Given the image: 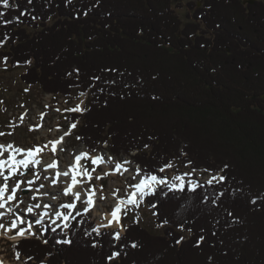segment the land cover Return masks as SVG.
<instances>
[{"label": "trees", "instance_id": "obj_1", "mask_svg": "<svg viewBox=\"0 0 264 264\" xmlns=\"http://www.w3.org/2000/svg\"><path fill=\"white\" fill-rule=\"evenodd\" d=\"M249 1L191 3L186 23L173 0L0 5L1 55L14 67L32 62L22 81L45 93L89 94V110L68 118L82 120L76 136L89 147L106 141L115 155L137 151L134 162L159 177H165L159 167L176 160L214 171L229 165L222 185L205 184L195 192L186 187L166 197L158 190L145 198L158 223L169 221L162 235L128 223L115 248L108 235L115 230L103 231L96 237L103 247L92 248L83 232L95 224L81 216L71 246L55 244L60 236L51 231L47 245L38 239L14 244L21 256L35 257L27 264H109L106 258L117 250L121 255L110 264H264V201L249 202L264 193V0ZM221 189L219 206L211 199L201 203L205 192ZM233 189L242 191L233 196ZM225 210L239 222L232 223ZM201 235L205 239L196 247ZM132 241L138 247L120 249Z\"/></svg>", "mask_w": 264, "mask_h": 264}, {"label": "snow or ice", "instance_id": "obj_2", "mask_svg": "<svg viewBox=\"0 0 264 264\" xmlns=\"http://www.w3.org/2000/svg\"><path fill=\"white\" fill-rule=\"evenodd\" d=\"M4 8L10 7L9 0H0ZM28 3L31 4L32 0H28ZM66 4H72L73 0H65ZM16 7L15 5H11ZM25 13H22V15ZM4 13H0V16H3ZM87 15V13H85ZM32 19H36L35 16ZM6 25L11 23V21H3ZM0 46H3L0 42ZM8 57H3V63L7 64ZM30 64L31 61H26ZM78 74L79 69H74ZM72 75V73H68ZM94 79L99 80V77H94ZM115 83V81H112ZM29 89H25L28 91ZM103 91V89H100ZM80 96H84L85 93L81 92ZM83 105L81 100L75 107L66 108L64 111L74 112V113H83L89 109ZM23 107V105H21ZM49 107V105H45ZM56 111H61L59 108ZM47 113H41V117ZM26 115V113H25ZM23 119V117H21ZM76 122L70 123L69 127L75 129L77 127ZM43 127L40 125H33L29 127V131L37 130V128ZM59 130V128L57 129ZM4 135H11V133L0 132V137ZM71 131H65L63 135L59 138L49 141L48 143L52 145L51 152L53 157L56 156L57 146L63 144L64 138L70 136ZM77 140L83 139L81 136L76 137ZM107 142L105 141V146ZM146 149L149 146L147 144L143 145ZM47 148V145L35 146L33 148H22L16 146L14 143H8L7 145L0 144V229L3 230V234L14 233L11 237L12 240L17 239H28L35 237L40 240L41 237L46 236V234L51 231L52 233H59L60 238L55 239L54 243L57 245H68L73 244V228L76 224H83L84 221L78 220V217L86 215L93 208L97 207L96 197L99 193V199L101 201H106L107 196L103 195L105 185L101 184L99 188L92 183L95 179L105 180L109 176L119 174L123 176L124 173H130V168L128 166L132 165V161L129 159L117 160L114 156H108L105 158L104 155L95 154V150L91 153L87 151H79L78 153L72 154V161L69 162V165L65 169L60 168L59 159H52L51 162H45L44 159V149ZM61 151H67V149H61ZM4 153H8L7 157H4ZM187 155L186 153H182ZM24 157L18 159L17 157ZM82 161H90L92 167L89 168L82 164ZM193 162L188 160L186 166L191 165ZM35 166L37 171L31 173V175H26L22 169H28L29 166ZM109 165V170H105L101 166ZM174 165L172 162L165 163L163 166L159 167L158 172L164 173L167 169L173 168ZM229 165L225 164L219 172L212 174L209 169L205 168L202 171L209 173V178L201 183L198 180L186 179L194 175L198 169L192 168L189 172H184L182 174H174L170 178L158 177L157 174L147 170V167L141 168L140 164L135 165V175H132V179L135 180L137 176L141 178L134 185H129V188H134L135 191L129 193L126 197L120 194V189L114 188L111 189L110 194L115 198L116 203L110 212L111 219H108V214H102V218L107 220V223H99L97 226L91 227V230L85 229L83 235L85 237L91 238L90 246L92 248L103 247L100 240L96 237H101L106 233H102L101 229L112 228L115 224L116 229L110 235L112 240V248L116 247V242L121 240V233L126 231L125 226L120 222L121 214L127 216L128 211L139 208L143 202V198L146 196H155L157 191H160L161 196H167L168 192H184L187 187L188 192H195L197 189H202L204 185L214 186L222 185L229 179L228 176L222 175L220 173L225 172ZM97 168H101V172H97ZM52 172L53 175H47V173ZM43 173V175H42ZM95 173V175H93ZM141 173L143 175L141 176ZM131 174V173H130ZM49 181L50 183L46 187L45 183L39 181ZM9 181H11V186ZM33 185L36 187L33 189ZM27 189V192H25ZM166 189V191H165ZM237 191H242V189H233L230 195L235 196ZM33 192L35 194H33ZM20 193H25L30 196L31 201L34 203H26ZM225 195V190L221 189L218 192L207 193L205 192L201 203H208L211 199L213 205H218V198ZM82 196L84 197L82 199ZM71 197L70 202H60L62 199ZM139 197V198H138ZM47 198V199H45ZM191 200V198H189ZM264 201V193H261L256 196H252L250 203L257 205L258 202ZM83 207V211L78 209L77 205ZM14 205V207L9 206ZM20 205H24L23 208ZM152 207H156V204H152ZM188 202L186 201L181 205V208L187 207ZM227 216L232 217V223H238L239 220L236 217H233L231 211L225 210ZM25 212L29 214L32 218L29 219L25 216ZM156 215V213H154ZM8 219L7 226L3 222L5 218ZM14 217V218H13ZM75 222V224L73 223ZM140 222L139 216H134L133 223L138 224ZM168 219H164L161 223L157 224L156 227L160 228L168 224ZM219 223V221H217ZM180 229L183 230L184 224L179 225ZM189 232L192 231L191 228L188 229ZM95 234V235H93ZM215 235V233H213ZM184 237L181 236L176 239L175 243L181 244L184 241ZM205 237L200 236L195 244L196 247H199L200 244L204 241ZM45 245L49 243L47 238L41 240ZM125 247L136 248L138 243L136 241L129 242L127 244H121L120 249L122 250ZM52 253H46V257L51 256ZM121 255V251H112L111 254L106 258L110 262ZM15 259L19 261L21 259V252H15ZM34 256H27L24 264H27L28 261L34 260ZM211 259V258H210ZM0 264H4V261L0 259ZM40 264H46L45 260H42Z\"/></svg>", "mask_w": 264, "mask_h": 264}, {"label": "rangeland", "instance_id": "obj_3", "mask_svg": "<svg viewBox=\"0 0 264 264\" xmlns=\"http://www.w3.org/2000/svg\"><path fill=\"white\" fill-rule=\"evenodd\" d=\"M195 3L203 5V0H173V8L176 13L181 17V19L186 23L189 21L187 17L188 14H192V10L190 4ZM54 23V20L50 22V25ZM36 29L30 28L29 33H35ZM6 47L5 44L0 48V132L3 133H11V135H4L0 137V144L7 145L8 143H14L16 146L28 149L33 148L35 146H43L47 145V148L44 149V159L45 162H51L52 159H59L60 165L63 167H67L69 162L72 161L73 153H78L79 151H85L87 148L86 145L80 142V140L76 139V132L80 129L82 125V120H77V129L70 130L72 135L70 138H66L65 148L67 151H61L62 145H60L58 151L56 152V156L53 157L51 148L52 145L49 144V141H53L59 138L65 131H68L70 122L68 120L69 115L72 112L64 111L66 108L75 107L81 100L83 101L82 107L86 106L89 94H85L84 96H80V92L74 90L71 96H63L60 94L54 93H45L41 90L40 87H32L26 85L21 77L27 71V67H29L32 62L26 66H12L10 61L7 60V64L3 63V56L1 52H5ZM25 89H29L25 91ZM23 105V107H21ZM45 105H49V107H45ZM59 108L61 111H56ZM26 113V115H25ZM41 113H47L43 117H41ZM23 117V119H21ZM43 127L37 128V130L29 131V127L33 125H40ZM59 128V130H57ZM71 129V128H70ZM108 148L105 150V158L108 156H114L109 152L110 146L107 145ZM103 146L95 150V153L100 150L103 153ZM125 153H120L121 156L116 157L118 160L127 159ZM8 153H4V157H7ZM87 167L91 169L92 165L90 161H87ZM174 167L171 169H167L163 174L167 177H171L174 174H182L184 172H189L188 166H185L180 160H176L173 162ZM109 167V166H108ZM105 170L108 168L102 167ZM130 168L131 175L124 174L120 176H109L105 180H93L92 183L99 188L101 184L105 185L103 195L107 196L108 199L106 201L99 200V206L94 211H98L97 219L104 221L102 218V213L108 214V219H111L110 212L112 211L116 200L110 194L111 189L119 188L120 194L123 196H127L131 193L134 188H129V185H134L140 179V176H137L135 180L132 179V175H135V166L132 164ZM26 175H31L34 171L38 169L35 166L30 167L29 169H22ZM97 172H101V168H97ZM43 175V173H42ZM95 175V173H94ZM142 176V173H141ZM186 179H195L188 177ZM45 183L46 187L50 183L49 181H39L38 183ZM2 183V181H0ZM11 186V181H9ZM33 189L36 185L32 186ZM27 192V189H25ZM33 194H35L33 192ZM22 199L26 203H34L31 201L29 195L22 193ZM47 199V198H45ZM63 201H70L66 198L62 199ZM24 207V205H23ZM80 210L83 211V207H80ZM155 211L148 207V204L145 201V197L143 198V202L141 203L139 208L128 211L127 216L123 215V225L125 226L128 223H133L134 216L140 217V222L143 227L154 234L162 235L165 226L157 228L156 225L159 224L156 221V215H154ZM88 215L90 212L87 213ZM92 217V216H91ZM14 218V217H13ZM8 220V219H7ZM4 221L7 226L8 221ZM96 221V219H95ZM2 230V229H1ZM188 238L190 234H185ZM1 240V237H0ZM0 259L4 261V264H24L25 256H21V259L17 261L15 259V254L12 250V246L7 245L5 241H0ZM32 263H35L32 261Z\"/></svg>", "mask_w": 264, "mask_h": 264}, {"label": "built area", "instance_id": "obj_4", "mask_svg": "<svg viewBox=\"0 0 264 264\" xmlns=\"http://www.w3.org/2000/svg\"><path fill=\"white\" fill-rule=\"evenodd\" d=\"M62 169V167H60ZM203 169H199L197 170V172L193 175L195 180L200 181L201 183H203L204 181H206L209 178V173L203 172ZM51 172V171H50ZM52 173V172H51ZM212 174H216L214 172H211ZM222 174V173H220Z\"/></svg>", "mask_w": 264, "mask_h": 264}, {"label": "bare ground", "instance_id": "obj_5", "mask_svg": "<svg viewBox=\"0 0 264 264\" xmlns=\"http://www.w3.org/2000/svg\"><path fill=\"white\" fill-rule=\"evenodd\" d=\"M20 158H24V157H18V159H20ZM103 167L109 169L108 165H103ZM130 173H131V172H130ZM130 173H124V174H127V176H128V175H131V174H132V173H131V174H130ZM117 175H118V174H116L115 176H117ZM131 177H132V176H131ZM97 195H98L97 200H100V199H99V195H100V194L98 193ZM138 198H139V197H138ZM98 206H99V205H98ZM98 206H97V207H98ZM121 216H122V218H123V213L121 214ZM122 218H121V221H120V222H122ZM122 224H123V223H122ZM113 226L116 227L115 224H114Z\"/></svg>", "mask_w": 264, "mask_h": 264}, {"label": "water", "instance_id": "obj_6", "mask_svg": "<svg viewBox=\"0 0 264 264\" xmlns=\"http://www.w3.org/2000/svg\"><path fill=\"white\" fill-rule=\"evenodd\" d=\"M249 2L253 4L255 2V0H252V1H249Z\"/></svg>", "mask_w": 264, "mask_h": 264}]
</instances>
